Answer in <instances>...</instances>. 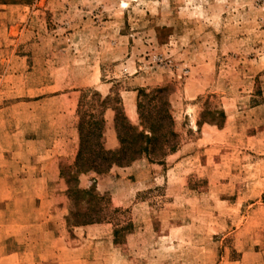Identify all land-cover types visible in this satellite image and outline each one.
Listing matches in <instances>:
<instances>
[{
    "label": "rangeland",
    "instance_id": "obj_1",
    "mask_svg": "<svg viewBox=\"0 0 264 264\" xmlns=\"http://www.w3.org/2000/svg\"><path fill=\"white\" fill-rule=\"evenodd\" d=\"M2 1L16 4L0 3V238L33 201L5 175L51 142L67 189L53 203L69 211L55 212L70 239L59 264H264V0ZM157 88L179 136L165 165L70 179L82 98L122 93L130 111ZM94 180L102 203L83 194Z\"/></svg>",
    "mask_w": 264,
    "mask_h": 264
},
{
    "label": "trees",
    "instance_id": "obj_2",
    "mask_svg": "<svg viewBox=\"0 0 264 264\" xmlns=\"http://www.w3.org/2000/svg\"><path fill=\"white\" fill-rule=\"evenodd\" d=\"M0 3L16 4V2L2 0ZM83 99L80 103V113H82L78 124L79 152L74 166L76 173L70 179L90 172L98 176L106 175L114 167H128L142 158L163 166L167 157L177 151L179 136L175 129L166 88L138 91L136 103L138 125L132 124L127 118L120 93L114 98L111 96L103 98L98 92H92L91 101L83 104ZM86 106L89 109H86ZM83 107L85 109L81 111ZM109 109L115 113L114 127L119 144L113 150L105 147V113ZM219 115L225 122L224 111ZM209 124L221 126L213 122ZM70 194L81 195V192L71 187ZM83 194L94 200L97 198L98 203L103 202V197L99 196L97 189V180H94L92 187ZM105 210L106 207L104 210H99V213L105 215ZM98 220L95 218L93 221ZM84 225L86 224H76V226Z\"/></svg>",
    "mask_w": 264,
    "mask_h": 264
},
{
    "label": "crops",
    "instance_id": "obj_3",
    "mask_svg": "<svg viewBox=\"0 0 264 264\" xmlns=\"http://www.w3.org/2000/svg\"><path fill=\"white\" fill-rule=\"evenodd\" d=\"M84 82L87 84L86 86H95L97 84L95 81L91 82L89 77L85 79ZM98 92L102 97H106L103 96L101 91ZM136 92L137 91H126V93L132 94ZM79 93V91L70 92L73 98H78ZM121 96L123 99L122 93ZM76 104L77 101L76 103L74 101L72 108L75 109ZM135 107V110L133 108L130 111L125 110L126 116L130 122L132 118L138 116L137 106ZM74 137H76L77 144L76 152L72 153V156L77 157L79 152L78 125L75 126ZM108 140L111 142L112 149H116L119 146L116 132L114 135H110ZM44 143L46 144V142ZM26 144L30 147L31 145L36 146L42 144V142L26 141ZM43 147L44 150L28 152L27 155L21 157L18 176L10 174L5 175L6 179H18L20 181L18 194L29 198L32 197L33 201H31L30 204L28 203L29 205H26L24 209H22V205H19L20 210H26L28 212L26 218L22 219L20 222L21 224L19 223L18 229L14 231L10 229V232L0 238V264H40L43 261L50 264H59V260L64 253L70 254V239L68 237V230H66L67 225L64 222V230L60 231L59 222L56 220V217L58 218L59 215L57 216L55 213H59V210H62L65 216L69 212L68 207L66 204L59 209L58 203H53V199L61 196V194L62 197H67V189L65 186L64 188L62 187V190L60 189L61 193H59L57 187L61 184L62 186L64 185L59 167L60 157H58L57 153L52 149L53 145L51 142L50 146L45 145ZM145 162L150 165L154 164L150 163L146 158H142L128 167H114L111 173L124 174L125 171L134 170V168L142 166L139 164ZM4 173L7 172L4 171ZM98 185H100V183ZM9 189L10 188H8V190ZM9 193L11 194V192ZM48 198H51V202L44 204L43 201ZM13 206L12 204H4L2 208L13 209ZM46 208H48L46 215L49 216V218L44 219L43 211L46 210ZM43 234L45 240L42 239Z\"/></svg>",
    "mask_w": 264,
    "mask_h": 264
}]
</instances>
